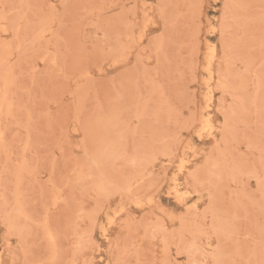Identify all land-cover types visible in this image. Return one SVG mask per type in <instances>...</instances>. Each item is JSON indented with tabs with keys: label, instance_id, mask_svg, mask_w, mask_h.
I'll return each instance as SVG.
<instances>
[{
	"label": "rangeland",
	"instance_id": "1",
	"mask_svg": "<svg viewBox=\"0 0 264 264\" xmlns=\"http://www.w3.org/2000/svg\"><path fill=\"white\" fill-rule=\"evenodd\" d=\"M0 264H264V0H0Z\"/></svg>",
	"mask_w": 264,
	"mask_h": 264
}]
</instances>
